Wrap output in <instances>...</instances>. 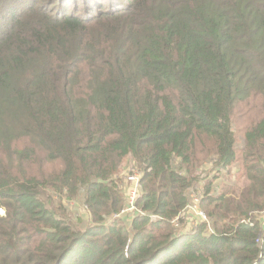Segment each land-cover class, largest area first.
<instances>
[{"label":"trees","instance_id":"16d2710c","mask_svg":"<svg viewBox=\"0 0 264 264\" xmlns=\"http://www.w3.org/2000/svg\"><path fill=\"white\" fill-rule=\"evenodd\" d=\"M103 2L0 0V264H264V0Z\"/></svg>","mask_w":264,"mask_h":264},{"label":"rangeland","instance_id":"374dc122","mask_svg":"<svg viewBox=\"0 0 264 264\" xmlns=\"http://www.w3.org/2000/svg\"><path fill=\"white\" fill-rule=\"evenodd\" d=\"M123 2V0H121ZM99 2L103 3V5H106L103 0H99ZM82 7V5L80 6V8ZM79 8V9H80ZM103 8V7H101ZM250 104L248 105H243L242 104H239L237 107H236V112L233 114V129H234V135H235V139H236V149H237V153H239L240 149H241V146H242V132L243 130L245 129V127L250 123H253L255 122L256 120H258L259 118V112L257 111V108L253 107V103L254 101H249ZM210 157V156H209ZM125 168L123 170V175H125L127 172H128V169L133 165L132 162H126L125 163ZM212 167V159H206L203 161L202 163V168H201V171L203 172V175L202 177H204L206 175L205 178H202L201 180H199L198 182H196L194 184V186L189 190V193L192 192V191H197L202 185H203V181L207 178V177H210V176H207V173H208V170ZM138 168V167H137ZM235 169L239 170L238 168V164L237 163H234L233 166H230L228 168L229 170V173L228 174H225L226 171H222L219 173V177L220 179L217 180V181H214V183H216V185H218V189L219 187H221L222 184L224 183H228V182H235L237 179H238V172H235ZM206 170V171H204ZM232 177H235V178H232ZM231 179H234L235 181H230ZM239 180V179H238ZM240 185H242V183H240ZM125 186V185H124ZM123 186V187H124ZM52 201H58L59 198L57 196H54L51 198ZM74 201V203L77 205V210L73 209L74 207L73 206H70L68 205V211L69 212V216L71 217V219H76L77 215L82 218L83 222L81 221V225H87V223H89L88 219L86 218V211L84 210V204H82V201L81 199H75V200H72ZM55 203H58V202H55ZM3 213V210L0 211V214ZM256 218H261L262 221H264V211L263 212H260L258 214H255ZM184 217H187V218H195L197 220L198 217L197 215L189 210L185 213ZM79 218V219H80ZM186 228V225L183 229Z\"/></svg>","mask_w":264,"mask_h":264},{"label":"built area","instance_id":"2783aa9c","mask_svg":"<svg viewBox=\"0 0 264 264\" xmlns=\"http://www.w3.org/2000/svg\"><path fill=\"white\" fill-rule=\"evenodd\" d=\"M123 181V189H124V199H125V205L124 207L119 211V213H116L115 217H121V216H127L128 218H131L134 216L135 213L138 212V209L135 206V200L138 194L141 191V171L135 166L132 165L128 172L125 175H120ZM202 186L197 191H192L189 193V202L186 205V207L182 210V212L179 214L178 217H176L173 220V223L176 226H179L178 220L184 221L186 227L194 228L197 226L198 221H204L207 224H209V220L205 213L199 208V202L201 199V193H202ZM67 204L70 206H73L75 210H77V205L74 203V201L70 200L67 201ZM84 210H86V207L84 206ZM193 211L199 220L195 218H187L184 217L185 213L187 211ZM0 211H2L0 209ZM245 222V221H241ZM247 223V222H245ZM263 227H264V221H263Z\"/></svg>","mask_w":264,"mask_h":264}]
</instances>
